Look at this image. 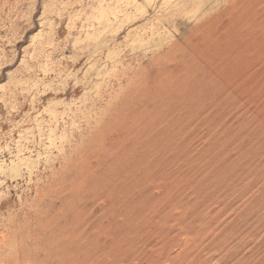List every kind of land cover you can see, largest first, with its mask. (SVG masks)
Returning <instances> with one entry per match:
<instances>
[{
  "label": "rangeland",
  "instance_id": "1",
  "mask_svg": "<svg viewBox=\"0 0 264 264\" xmlns=\"http://www.w3.org/2000/svg\"><path fill=\"white\" fill-rule=\"evenodd\" d=\"M258 3L255 30L228 38L231 63L221 43L213 60L185 57L158 79L159 56L197 23L161 1L0 0V252L17 245L30 264H264ZM225 63L236 83L217 77ZM69 226L58 258L54 230Z\"/></svg>",
  "mask_w": 264,
  "mask_h": 264
},
{
  "label": "bare ground",
  "instance_id": "2",
  "mask_svg": "<svg viewBox=\"0 0 264 264\" xmlns=\"http://www.w3.org/2000/svg\"><path fill=\"white\" fill-rule=\"evenodd\" d=\"M154 1H158V0H145V2L147 3V5H152V3H154ZM159 1H161V5H165L166 4V6H168L167 7V9H165L164 11L166 12L165 14L166 15H170L171 17H174L175 15L174 14H181L182 15V17H184V22L186 23L185 25H192L194 22H197L196 23V25L194 26L195 28L192 30V32H191V34L188 36V37H186V38H184L183 39V42H182V44H172L170 47H169V49H168V51H166V52H164L161 56H159V58L157 59V64H156V70H157V77L158 76H160L161 78H163L164 76H166L167 75V73L169 72V71H172V68H175V67H173L175 64H178L183 58V62H187L188 63V61H190V59L191 58H186L187 59V61L185 60V57H192V59H193V57H194V59H195V56H197V57H202V56H204V58H205V56H209L210 55V57L211 56H213V54L212 53H214V54H217L216 52H218L219 54L220 53H223V52H225V55H226V52L227 51H229V49H230V46L232 45V43L230 44V46L229 45H227V44H229V36H233L232 35V32L234 31V28L235 29H237V28H240V27H243V25H245L246 24V19H247V17L249 16V18H251L250 17V15L252 16V12H253V10H251V8H253V7H255L254 6V4H253V2L254 1H256V3H258V1L259 0H213L214 2H213V4H212V6H210L211 8H209L208 10H206V12H204V13H202V11L203 10H201L202 8H203V5L206 3V1L207 0H159ZM260 3V2H259ZM259 3H258V6H260L259 5ZM253 6V7H252ZM258 6H256V8L258 7ZM159 8V7H158ZM162 8V7H161ZM160 8V9H161ZM260 8H261V6H260ZM161 10H163V8L161 9ZM255 10V9H254ZM259 10V15H260V17H261V9H257V11ZM163 11V12H164ZM257 14V13H256ZM256 14H253V16L255 15V16H257ZM172 15H174V16H172ZM259 15L256 17L257 19L259 18ZM204 16V17H203ZM159 17L161 18V16L159 15ZM179 17H181V16H179ZM199 17L201 18V19H199ZM255 17H253L252 19H254ZM255 18V19H256ZM254 19V20H255ZM249 20V19H248ZM254 20H252V21H254ZM256 21V20H255ZM250 22V21H249ZM255 24V23H254ZM246 25H248V24H246ZM256 27H257V23H256V25H255ZM175 27V26H174ZM173 27V28H174ZM247 27H250L249 25L247 26ZM246 27V28H247ZM258 28H259V26H258ZM248 29V28H247ZM251 29V27L249 28V30ZM253 29V28H252ZM251 29V30H252ZM250 30V31H251ZM255 30V28L253 29V31ZM238 32H239V30H238ZM252 32V31H251ZM250 32V33H251ZM256 33H257V31H255ZM259 32V31H258ZM234 33V32H233ZM241 33V32H240ZM260 33V32H259ZM258 33V35H260ZM243 34V33H242ZM246 34V33H245ZM245 34H243V35H245ZM242 35V37L244 38V36ZM253 36V35H252ZM257 36V34H255L254 35V37H256ZM234 37H235V35H234ZM239 37V36H238ZM246 37V36H245ZM232 38V37H231ZM245 39V38H244ZM250 40V39H249ZM231 41H233L232 39H231ZM246 41V40H245ZM158 42V41H157ZM236 42H238V41H236ZM248 42V41H247ZM246 42V44H249V42L247 43ZM160 43H162V40H159V42L157 43V45H159ZM221 43H222V45H226V46H229V48L228 49H226V51H224V49L226 48H224V49H222V51L223 52H221V50H220V48H222L223 46H221ZM240 43V42H239ZM240 44H242V43H240ZM243 44H244V42H243ZM165 46H166V44H165ZM248 46V45H247ZM232 47V46H231ZM249 47V46H248ZM156 48V47H155ZM232 49V48H231ZM160 50V49H159ZM239 51L241 50V49H238ZM234 51V50H233ZM157 52V51H156ZM155 52V53H156ZM242 52V51H241ZM230 53H232V51L231 52H229V54ZM218 54V55H219ZM234 54H235V52H234ZM242 54V53H241ZM223 55V54H222ZM221 55V56H222ZM227 55H228V52H227ZM226 55V56H227ZM180 56H182L181 58H180ZM215 56V55H214ZM210 57H209V59H210ZM218 57V56H217ZM224 57V56H223ZM223 57H219V59L221 58V61H222V59H223V62L225 61V59H226V57H225V59L223 58ZM227 57H230L229 55L227 56ZM243 57V56H242ZM241 57V58H242ZM203 58V57H202ZM208 58V57H207ZM213 57H211V60H213L214 58H216V57H214L213 59H212ZM191 59V60H192ZM199 59H201V58H199ZM198 59V60H199ZM208 59V60H209ZM196 60V59H195ZM197 60V61H198ZM211 60L209 61L210 63H212L211 62ZM216 60V59H215ZM228 60V59H227ZM226 60V61H227ZM234 60V59H233ZM232 59H231V57H230V60L229 61H227V62H230L231 63V61H233ZM192 61H194V60H192ZM191 61V62H192ZM196 61V62H197ZM202 61V60H201ZM206 60L204 59V61H202V62H205ZM218 61V60H217ZM225 61V62H226ZM237 61H239L238 59H237ZM191 62H189V63H191ZM196 62H195V64H196ZM199 62V61H198ZM209 62H205L204 64L203 63H201V64H199V67H197V68H200V65H204V66H207V68H208V65H209ZM215 62V61H214ZM226 62V63H227ZM239 62H241V61H239ZM200 63V62H199ZM206 63H207V65H206ZM216 63H218V62H216ZM215 63V64H216ZM221 63V62H220ZM226 63H225V66L224 67H226L227 65L229 66V65H231V64H228L227 63V65H226ZM180 64V63H179ZM178 64V65H179ZM181 64H183V63H181ZM212 64H214V63H212ZM223 64V63H222ZM234 64H235V62H234ZM190 65V64H189ZM197 65V64H196ZM203 65L201 66V68L203 67ZM218 65V64H217ZM181 66V65H180ZM185 66H187L186 64L183 66V67H185ZM191 66V65H190ZM227 66V67H228ZM231 66H233V63H232V65ZM231 66H229V67H231ZM176 67H177V65H176ZM179 67V66H178ZM178 67H177V69H178ZM182 67V66H181ZM187 67H189V66H187ZM209 67L210 68H212V66L211 65H209ZM213 67H217V66H213ZM227 67H226V69H222V68H219L220 70H219V73L217 72V69L216 68H214V72L216 71V74L217 75H219L220 73H221V71L223 70L224 72H222V74H220L219 76H217L218 78L220 77H223V74H225V75H228V77L230 78V80H224L226 83H228L229 81H231V77H233V79H234V81H232L233 83H236L237 82V79H238V77H237V75L235 76V78H234V75L236 74V71L234 72L235 74L233 75V74H231V72L233 73V71H232V69L230 70V68L228 67V69H227ZM186 68V67H185ZM193 68V67H192ZM204 68V67H203ZM233 68V67H232ZM176 69V68H175ZM176 69V70H177ZM191 69V68H190ZM181 70V69H180ZM212 70H213V68H212ZM225 70H228L229 72L226 74V71ZM177 71H179V70H177ZM177 71L176 72H174L175 74L177 73ZM183 72H184V70H182ZM181 71V72H182ZM210 71H211V69H210ZM189 71H186V74L188 73ZM212 73H213V71H211ZM171 73V72H170ZM169 73V74H170ZM173 73V74H174ZM229 73L232 75V76H229ZM215 74V73H214ZM177 75V74H176ZM222 75V76H221ZM243 76V75H242ZM173 77V76H172ZM213 77V76H212ZM211 77V78H212ZM227 77V76H226ZM161 78H159L158 77V79H161ZM219 78V79H220ZM158 79H156V80H158ZM212 79H216L217 80V78H212ZM225 79V78H224ZM228 79V78H227ZM214 80H209V81H213V82H216V80L214 81ZM222 80V79H221ZM151 81H153V80H151ZM150 81V82H151ZM170 81V80H169ZM190 81V80H189ZM236 81V82H235ZM166 82V81H165ZM231 82V83H232ZM151 83H155V82H151ZM188 83H190V82H188ZM217 83V82H216ZM231 83H229L228 84V86L231 84ZM144 86H142V87H140L141 89H140V92H146V91H149L150 90V88H153L152 87V84H150V86H148L146 83H144L143 84ZM157 85H158V83H157ZM183 85V84H182ZM154 86V88H155V86H156V83H155V85H153ZM185 85H183V87H184ZM210 86V85H209ZM224 86H225V84H224ZM228 86H226V88L228 87ZM157 87V86H156ZM166 87H167V85H166ZM182 87V88H183ZM231 87V86H230ZM185 88H187V85H186V87ZM229 88V87H228ZM191 90H192V88H191ZM208 90V89H207ZM207 90H206V93H207ZM210 90H212V89H210ZM139 91V89L137 90V92ZM181 91V89L180 90H178V92L180 93V97L182 96L183 97V95H184V93L183 92H185V91H187V90H185V91H183V89H182V93H183V95H182V93L180 92ZM190 90H188L187 91V95H188V97H192V95H190V94H194V92L196 91H198V89L197 90H195L194 92H193V90H192V92L193 93H191V92H189ZM201 91H203V90H201ZM136 92V93H137ZM140 92H139V94H140ZM170 92V91H169ZM199 93H200V91H198ZM209 93V92H208ZM210 93H211V91H210ZM185 95H186V93H185ZM187 95H186V97H187ZM198 95V94H197ZM201 95V94H200ZM194 96V95H193ZM133 103V102H132ZM131 102H130V105L132 104ZM133 105V104H132ZM115 129V128H114ZM113 130V129H112ZM114 131V130H113ZM115 131H116V133L117 132H119V129L118 128H116L115 129ZM112 182V181H111ZM63 183V182H62ZM130 183V182H129ZM61 184V183H60ZM60 184H57V186L58 185H60ZM64 187L66 186L65 185V183L64 184H62ZM130 185H131V183H130ZM132 186V185H131ZM54 187V186H53ZM59 187H61V186H59ZM67 188V187H66ZM66 188H64V189H66ZM80 188V187H79ZM133 188V187H132ZM55 189V188H54ZM61 189V188H60ZM63 189V190H64ZM114 189V188H113ZM49 190V189H48ZM52 190V189H51ZM56 190V192H54V191H51V192H54V194H55V196H56V193H57V195L58 194H61V191H57L58 189L56 188L55 189ZM62 190V189H61ZM74 190H75V188H74ZM110 190V189H109ZM119 190V189H118ZM117 190V191H118ZM108 191V190H107ZM115 191V190H114ZM119 192V191H118ZM126 192V191H125ZM45 193H46V191H45ZM49 193H50V190L48 191V195H49ZM63 193V192H62ZM43 194V193H42ZM119 194V193H118ZM122 194V193H121ZM51 195H52V193H51ZM43 196H46V194H43ZM50 196V195H49ZM59 196V195H58ZM95 196V195H94ZM108 196H109V194H108ZM117 196V195H116ZM120 196V195H119ZM128 196V195H127ZM42 197V196H41ZM51 197V196H50ZM49 197V198H50ZM126 197V196H125ZM137 197V196H136ZM46 198V197H45ZM52 198V197H51ZM55 198V197H54ZM122 198V197H121ZM44 198H42V200H43ZM122 199H124V198H122ZM103 199H101V201H102ZM45 202H47L46 200H44ZM43 201V202H44ZM119 201V200H118ZM117 201V202H118ZM123 201H125V200H123ZM103 202V201H102ZM101 202V203H102ZM107 202H109V201H107ZM116 202V203H117ZM42 203V202H41ZM118 203H121L120 201L118 202ZM45 204V203H44ZM50 204V203H49ZM52 204V203H51ZM103 204H104V202H103ZM129 205V204H128ZM112 206H113V204H112ZM111 206V207H112ZM115 206V205H114ZM117 206V205H116ZM115 206V207H116ZM133 206V205H132ZM105 208H107V206L105 207ZM131 208V207H130ZM104 210V209H103ZM129 210V209H128ZM89 212V211H88ZM116 212V211H115ZM92 213V212H91ZM117 213V212H116ZM127 213V212H126ZM125 213V214H126ZM42 215V214H41ZM44 215V214H43ZM62 215V214H61ZM115 216V215H114ZM61 219H62V217H60ZM79 218L80 217H78V219L76 220L77 222H78V225H80V227H81V229H82V231H81V233H80V236H78L77 238L79 239V242H80V240L81 241H83L84 240V238H83V236L85 235L84 233L86 232V228H85V219H87V218H84V216H82V218H80V220H79ZM99 219V218H98ZM122 219V218H121ZM129 219V218H128ZM58 220H59V218H58ZM110 220V219H109ZM109 220L107 221V222H109ZM55 221V219L53 218V226L54 227H57L56 226V224L57 223H59V222H57L56 223V221ZM113 221V220H112ZM56 223V224H55ZM102 223V222H101ZM27 224V223H26ZM65 225H67V224H65ZM65 225H62V226H65ZM101 226H102V224H101ZM113 226V225H112ZM67 229L65 230H63V228L62 227H60V230H54L56 233H58V235L54 238L55 240H56V244H57V248L55 249L56 250V256L57 255H59V253L61 252V251H66V249H65V247L67 248V246H69V243L71 242V238H72V236H71V226H69V227H66ZM41 229H42V227H41ZM48 230V229H47ZM43 231H44V229H43ZM50 233V232H49ZM6 235V234H5ZM4 235V236H5ZM10 235V234H9ZM54 235V234H53ZM83 235V236H82ZM6 237V236H5ZM23 237V236H22ZM21 237V238H22ZM81 237V238H80ZM2 238V237H1ZM1 238H0V240H1ZM5 240H6V238H4ZM10 239V238H9ZM27 239H29L28 237H27ZM83 239V240H82ZM2 240H3V238H2ZM4 240V241H5ZM9 241V240H8ZM19 241V240H18ZM77 241V240H76ZM65 242L67 243L66 245H64L65 244ZM78 242V241H77ZM2 243V242H1ZM53 243V242H52ZM83 243H84V241H83ZM19 244V243H18ZM59 244V245H58ZM61 245H64L65 247H62ZM1 246H3V244L1 245ZM34 247V246H33ZM51 249V248H50ZM41 250V249H40ZM2 253L0 254V255H7L6 257H7V260L6 261H1L0 262V264H30L29 262H28V260L29 259H31V257H30V255L28 254L27 255V252H25V250H23L22 248H18L17 247V245L16 246H14V247H10V245H9V247H8V245H5L4 247H3V249H2ZM44 253V252H43ZM65 253V252H64ZM58 258H59V256H57ZM64 264H70L69 262H65Z\"/></svg>",
  "mask_w": 264,
  "mask_h": 264
}]
</instances>
